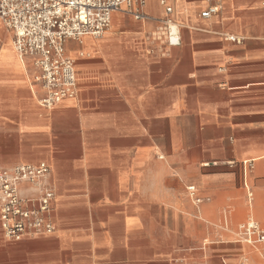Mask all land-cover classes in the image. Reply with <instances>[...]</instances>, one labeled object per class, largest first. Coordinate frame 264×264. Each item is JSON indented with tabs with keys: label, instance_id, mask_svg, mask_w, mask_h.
<instances>
[{
	"label": "crops",
	"instance_id": "1",
	"mask_svg": "<svg viewBox=\"0 0 264 264\" xmlns=\"http://www.w3.org/2000/svg\"><path fill=\"white\" fill-rule=\"evenodd\" d=\"M142 11L66 42L77 93L53 107L0 20V167L46 161L56 191L52 233L13 240L0 221V264H264L238 235L250 217L264 224V183H248L264 173L263 0ZM167 16L179 44L158 35Z\"/></svg>",
	"mask_w": 264,
	"mask_h": 264
},
{
	"label": "built area",
	"instance_id": "2",
	"mask_svg": "<svg viewBox=\"0 0 264 264\" xmlns=\"http://www.w3.org/2000/svg\"><path fill=\"white\" fill-rule=\"evenodd\" d=\"M147 1L0 0V20L13 32L18 57L23 62L29 60L34 68V81L44 90L41 104L53 107L77 93L76 61L68 54L66 42L81 40L87 35L101 37L118 10L125 9L139 19L147 18L142 11ZM171 10L168 6L167 13ZM218 10L217 5H211L201 15L210 17ZM160 22L159 37L165 38L170 45L179 44V24L169 16ZM228 38L241 41L232 35ZM253 162H243L245 176L254 169ZM50 173L51 166L46 161L0 167V221L8 238L20 240L26 235L55 230L52 216L56 191ZM187 190L196 202L203 201L196 195L194 185H189ZM249 197L251 200L253 194ZM238 235L264 259V224L250 217L239 225Z\"/></svg>",
	"mask_w": 264,
	"mask_h": 264
},
{
	"label": "rangeland",
	"instance_id": "3",
	"mask_svg": "<svg viewBox=\"0 0 264 264\" xmlns=\"http://www.w3.org/2000/svg\"><path fill=\"white\" fill-rule=\"evenodd\" d=\"M248 183H249V185H250V187L252 188V190H255L254 189V187L253 186H258V185H261V184H263L264 183V177H258V178H254V182H253V179L251 180V178L249 179L248 178ZM244 184V183H243ZM244 189L247 191V187L245 186V184H244ZM248 192V191H247ZM246 192V193H247ZM247 203H248V207H247V210H246V212H242L241 214H240V218H239V220H238V222H241V221H243L244 219H246V217L248 216V214L247 213H249L250 215H251V213H250V208H249V199L247 198ZM246 203V204H247ZM254 203H255V205L257 206V208L259 209V211L260 212H263V210H264V204L263 205H261V204H256V201H254ZM233 208V210H234V207H232ZM232 208H231V210H232ZM252 211H253V215H255V216H257V213H256V210H255V208H252ZM233 213H235V211L233 212ZM263 214V213H262Z\"/></svg>",
	"mask_w": 264,
	"mask_h": 264
},
{
	"label": "bare ground",
	"instance_id": "4",
	"mask_svg": "<svg viewBox=\"0 0 264 264\" xmlns=\"http://www.w3.org/2000/svg\"><path fill=\"white\" fill-rule=\"evenodd\" d=\"M250 194H253V193H249V195H248V198H249V200H250V197H249V196H250ZM252 199H253V197H252ZM252 199H251L250 201H252Z\"/></svg>",
	"mask_w": 264,
	"mask_h": 264
}]
</instances>
